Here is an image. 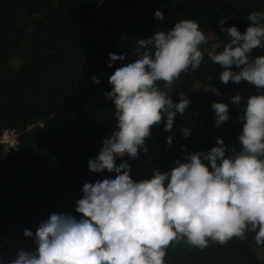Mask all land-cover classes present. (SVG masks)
<instances>
[{"label":"trees","instance_id":"16d2710c","mask_svg":"<svg viewBox=\"0 0 264 264\" xmlns=\"http://www.w3.org/2000/svg\"><path fill=\"white\" fill-rule=\"evenodd\" d=\"M157 9L163 20L154 17ZM253 11H264V0H0V136L7 129L18 133L15 148L5 149L0 142V261L6 264L20 249L34 250L23 230L34 233L50 214L79 218L75 202L82 185L117 171L93 172L87 161L116 126L112 101L104 95L111 90L108 77L138 55L141 35L194 19L207 37L200 46L204 62L173 82L172 99L177 101L183 91L190 103L174 117L172 129L165 130L162 119L145 138L147 152L138 148L135 158L117 154V162L127 160L130 176L139 180L150 177L154 168L169 170L186 153L209 150L216 137L238 150L242 106L230 97L237 92L247 97L256 88L245 81L223 83V66L211 62L207 47L227 42L219 20L224 19L223 27L234 25L243 32ZM110 53L124 54V60L109 67ZM251 55H264V49L256 47ZM214 101L228 104L229 118L219 126ZM183 126L190 129L187 137ZM165 261L264 264V245L255 242L253 233L223 245L210 242L203 250L176 242Z\"/></svg>","mask_w":264,"mask_h":264},{"label":"clouds","instance_id":"9594fccd","mask_svg":"<svg viewBox=\"0 0 264 264\" xmlns=\"http://www.w3.org/2000/svg\"><path fill=\"white\" fill-rule=\"evenodd\" d=\"M154 17L163 20L164 14L157 9ZM247 20L251 23L243 32L219 20L227 42L207 52L211 62L223 66V83L245 81L256 88L247 97L239 92L230 97L242 106L239 149L216 137L209 150L186 153L169 170L154 168L139 180L130 176L127 160L117 162V154L135 158L138 148L147 152L145 138L162 119L164 129H172L174 117L190 103L183 91L172 99L173 82L204 62L200 46L207 37L194 19L141 35L138 55L108 77L111 90L104 95L112 101L116 126L87 161L93 172L117 171L82 185L75 202L79 218L52 213L34 233L24 229L35 249L18 250L6 264H166L167 249L176 242L203 250L210 242L223 245L248 233L264 245V55H251L256 47L264 49V11L249 12ZM117 60L124 54L110 53L108 66ZM211 107L215 126L228 120V104L214 101ZM181 132L190 135L186 126ZM166 141L170 145L172 137Z\"/></svg>","mask_w":264,"mask_h":264},{"label":"built area","instance_id":"2783aa9c","mask_svg":"<svg viewBox=\"0 0 264 264\" xmlns=\"http://www.w3.org/2000/svg\"><path fill=\"white\" fill-rule=\"evenodd\" d=\"M17 135L15 130H4L3 133L0 136V142L5 144V147L10 148L13 147L15 148L17 144Z\"/></svg>","mask_w":264,"mask_h":264},{"label":"rangeland","instance_id":"374dc122","mask_svg":"<svg viewBox=\"0 0 264 264\" xmlns=\"http://www.w3.org/2000/svg\"><path fill=\"white\" fill-rule=\"evenodd\" d=\"M214 47H215V45H214V44H211L209 47H207V51L213 49ZM211 88H212V87H207V89H208L210 92H212ZM5 149H7V147H5Z\"/></svg>","mask_w":264,"mask_h":264}]
</instances>
